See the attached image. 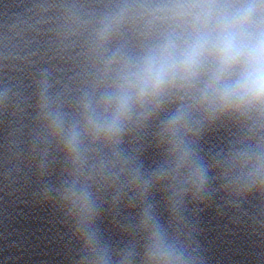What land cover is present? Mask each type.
<instances>
[{"label": "clouds", "instance_id": "obj_1", "mask_svg": "<svg viewBox=\"0 0 264 264\" xmlns=\"http://www.w3.org/2000/svg\"><path fill=\"white\" fill-rule=\"evenodd\" d=\"M129 29L134 45L119 40ZM89 53L93 79L73 113L48 95L47 80L39 84L45 131L68 165L55 191L81 243L79 264H199L180 239L186 200H202L213 179L237 196L264 197V0H114L96 20ZM162 113L163 158L146 167L122 148L124 137ZM222 119L242 135L209 163L199 141ZM101 185L139 194L142 254L134 243L104 241ZM157 186L167 193V224L148 200Z\"/></svg>", "mask_w": 264, "mask_h": 264}]
</instances>
